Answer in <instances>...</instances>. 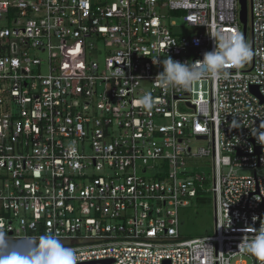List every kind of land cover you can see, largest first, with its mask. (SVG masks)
Returning <instances> with one entry per match:
<instances>
[{
	"label": "built area",
	"instance_id": "obj_1",
	"mask_svg": "<svg viewBox=\"0 0 264 264\" xmlns=\"http://www.w3.org/2000/svg\"><path fill=\"white\" fill-rule=\"evenodd\" d=\"M238 9L0 0V237L12 246L0 264H21L46 234L77 264H264L244 244L264 226V0H248V66L233 50L218 78L155 81L167 57L193 64L242 39ZM71 40L101 43V59L61 73L53 43ZM199 198L212 199L214 231L185 239L178 210Z\"/></svg>",
	"mask_w": 264,
	"mask_h": 264
},
{
	"label": "clouds",
	"instance_id": "obj_2",
	"mask_svg": "<svg viewBox=\"0 0 264 264\" xmlns=\"http://www.w3.org/2000/svg\"><path fill=\"white\" fill-rule=\"evenodd\" d=\"M234 50V60L243 63L251 56L250 49L242 39L229 41L228 47L218 50L216 46L212 52L204 54L202 61L193 64L175 61L171 57L163 59L160 63L163 71L160 72L155 81L159 80L163 87L188 88L194 82L204 78H218L223 74V69L229 63L227 53ZM151 94L145 93L139 97L138 103L144 106L151 104ZM258 139L264 141V134H260ZM74 150V148H73ZM43 246L40 242L29 245L30 251L24 257L21 264H77L76 252L71 247L64 246L58 238L52 234H46L43 238ZM245 251L257 256L264 257V226L255 230V234L244 241ZM11 244L6 238L0 237V256L7 260L11 256ZM9 264H17L13 259Z\"/></svg>",
	"mask_w": 264,
	"mask_h": 264
},
{
	"label": "rangeland",
	"instance_id": "obj_3",
	"mask_svg": "<svg viewBox=\"0 0 264 264\" xmlns=\"http://www.w3.org/2000/svg\"><path fill=\"white\" fill-rule=\"evenodd\" d=\"M114 0H90V2L97 3H110ZM177 33L186 32L188 34L196 33L197 31L192 28L179 27L174 30ZM250 41V21L248 22V48L251 50ZM102 50L101 43L95 44V50L90 51L85 47L79 46V44L74 41H55L52 48V56L56 60V65L60 67V72L64 73L68 71V68L80 69L89 62L90 60L101 59L100 54L97 51ZM38 57L41 60H47L48 56L46 53H38ZM41 73H46V68L43 66L41 68ZM202 143H193V148L201 145ZM150 172L146 176H150ZM239 174L244 176H252V171L242 170ZM179 218V233L185 238H197L206 234H212L214 231V210L212 199L208 198L206 200H190L187 207L179 208L178 210ZM245 264H251L248 258H240ZM239 259V260H240Z\"/></svg>",
	"mask_w": 264,
	"mask_h": 264
},
{
	"label": "water",
	"instance_id": "obj_4",
	"mask_svg": "<svg viewBox=\"0 0 264 264\" xmlns=\"http://www.w3.org/2000/svg\"><path fill=\"white\" fill-rule=\"evenodd\" d=\"M238 14H239V23L242 29V39L245 45L248 47V0H238ZM248 59L244 60V66H248ZM251 92L253 94H258V90L256 87L251 88ZM110 261H103L102 264H109ZM83 264H95V262L83 263ZM163 264H169L168 261H165Z\"/></svg>",
	"mask_w": 264,
	"mask_h": 264
},
{
	"label": "trees",
	"instance_id": "obj_5",
	"mask_svg": "<svg viewBox=\"0 0 264 264\" xmlns=\"http://www.w3.org/2000/svg\"><path fill=\"white\" fill-rule=\"evenodd\" d=\"M206 199H208V198H199L198 201H200V200H206Z\"/></svg>",
	"mask_w": 264,
	"mask_h": 264
}]
</instances>
